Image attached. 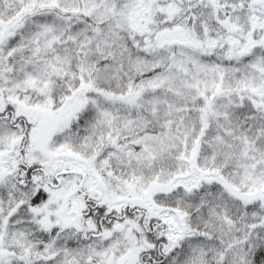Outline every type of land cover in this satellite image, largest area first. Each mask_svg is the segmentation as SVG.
<instances>
[{
  "label": "snow or ice",
  "instance_id": "6c2138e0",
  "mask_svg": "<svg viewBox=\"0 0 264 264\" xmlns=\"http://www.w3.org/2000/svg\"><path fill=\"white\" fill-rule=\"evenodd\" d=\"M0 264H264V0H0Z\"/></svg>",
  "mask_w": 264,
  "mask_h": 264
}]
</instances>
